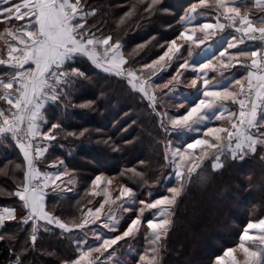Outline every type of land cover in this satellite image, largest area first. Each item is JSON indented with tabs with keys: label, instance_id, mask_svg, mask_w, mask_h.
I'll return each mask as SVG.
<instances>
[{
	"label": "snow or ice",
	"instance_id": "6c2138e0",
	"mask_svg": "<svg viewBox=\"0 0 264 264\" xmlns=\"http://www.w3.org/2000/svg\"><path fill=\"white\" fill-rule=\"evenodd\" d=\"M158 3L159 0H152L146 10L155 8ZM257 3L264 8V0H257ZM211 6L220 11L226 23H220L217 19L216 23H200L191 28L184 27V30L167 44L166 50L156 60L143 66L151 69L152 75H157L158 70L165 71L171 64L182 59L180 53L184 44L189 45L188 55L191 57V44L204 45L205 40L209 36H214L216 31L231 27L240 34L232 36L226 42V47L219 51L218 56L214 55L216 62L211 58L198 65H194L192 61L190 63L189 60L179 63L172 81L165 84L164 88L173 91L175 86L181 83L178 77L183 76L185 71H190L195 75L191 78L189 86L197 90L200 98L182 115L173 118L164 111L157 112L155 96L148 94L145 84L137 77L136 70L131 67L125 68L128 61L121 54V43L112 35L97 36L96 31L87 26L86 17L94 14L95 10L89 12L84 0H0V22L8 25L3 33H0V39L10 38L5 39L7 56L6 59H0V65H6L11 70L4 73L5 78H0V100L6 101L8 105L7 108L0 107V138H13L23 155L26 170L21 182L22 186L10 195L18 197L23 208L27 210L28 214L20 223L26 225L29 221H33L31 237L33 241L36 240L38 221L55 224L61 230L71 231L66 224L46 210V198L50 195L48 190L56 192L59 188L56 182L67 174V170L63 169L51 175L41 173L36 168V162L43 151L38 142L51 143L57 138L56 130L63 131L60 123H51L47 130H42V124L47 123L42 110H45L48 104H55L57 107L71 106V101L66 99L68 93L65 89L72 83L73 77L85 75L74 66L79 59L86 58L106 74H114L116 77L126 76V82L130 83L133 89L139 83L138 91L144 93L150 102L149 106L159 118V127L166 134L164 159H170L173 163L178 161L174 176L180 187H168L167 192L171 193V196L165 194L156 198L154 202L145 205L149 209L175 205L181 196L186 173L190 178L197 172L204 159L208 158V150H211L212 158L217 162L213 167L218 168L223 166L220 163L222 155L227 158L231 153L234 159L243 160L248 153L256 152L258 144L264 145V130H262L264 129V106H262L264 105V19H261L260 26H256L248 15L241 13L240 7L234 2L230 6L228 0H214V5H210L209 0H199V4H193L182 19L187 21L195 19V16L190 14L195 13L197 7ZM14 21L23 23L13 27ZM196 32L205 35L202 38L195 37ZM245 40L260 41L262 46L255 50L240 48L239 45L244 44ZM178 41H182L183 44ZM101 47H103L102 56L98 53ZM230 49L236 51L231 53ZM237 65L246 70V75L242 78L233 81L224 77L227 83L222 84L217 77L209 76V72H216L217 67L221 69L220 76H223L224 71L234 69ZM229 102L238 106L237 111L228 113L229 118L235 117V121L229 119L231 127L208 126V122L213 119L217 121L225 119L227 111L225 105ZM87 106L81 105V107ZM169 125L173 131L194 132L199 135L185 145H169L167 143ZM66 135L76 134L67 132ZM79 135L84 136L85 132L81 131ZM209 137L214 142H210ZM197 149L202 150L199 156L193 155ZM185 164L186 173L183 167ZM59 165L62 166L63 161H60ZM130 171L139 175L135 169ZM104 181L105 177L95 176L91 181L92 188H98ZM107 184L111 185L112 180L108 179ZM129 198L135 202L133 189L121 186L117 199L128 201ZM109 201L110 196L106 193L105 202ZM140 203L144 204V201ZM103 207L102 204L95 213L89 209L83 223L76 227L82 229L89 222L87 217H91L93 222L98 220ZM4 211L7 217L0 216V224L5 219H16L14 210L5 208ZM141 223V218L137 216L119 235L103 239L97 235L96 239H102V242L98 246L88 245L86 250L83 245L87 241H77L80 255L69 264H85V262L104 264L100 256L118 242L133 237ZM146 224L151 230V236L148 237L152 245L150 251L158 254L160 245L171 229L172 221L168 218H153L147 220ZM255 230L264 233V219L247 223L239 236L238 247L224 250L222 255L215 257L214 264H238L235 255L238 250L245 257L244 264H264V235L257 237L250 234ZM3 238L0 236V240ZM256 240H259V245L255 250L246 246L247 242ZM94 252L99 253L100 256L93 259ZM139 260L141 264H157L155 255L151 259L141 255Z\"/></svg>",
	"mask_w": 264,
	"mask_h": 264
},
{
	"label": "trees",
	"instance_id": "16d2710c",
	"mask_svg": "<svg viewBox=\"0 0 264 264\" xmlns=\"http://www.w3.org/2000/svg\"><path fill=\"white\" fill-rule=\"evenodd\" d=\"M84 2L95 10L86 20L87 26L97 36L112 35L121 43L128 65L139 67L166 50L182 29L183 10L199 0H159L149 10L146 9L152 0ZM90 65L84 58L74 65L85 75L76 77L65 90L71 106L48 104L42 111L47 121L42 124L43 130L51 123H60L63 131L56 130V140L37 162L41 160L39 166L54 172L66 169L70 173L66 177L72 175L77 188L64 196L51 193L46 198V210L67 225L72 224L71 218L85 204L88 194L84 190L97 174H120L116 180L122 186L134 190L142 185L143 189L153 190L171 173L163 147L157 143L163 136L148 102L123 77L102 73ZM3 67L0 65V78L11 71ZM2 103L0 100V107ZM85 104L88 106L81 107ZM81 131L84 136L79 135ZM67 132L76 135L67 136ZM5 139L11 152L0 144V203L16 210L21 201L10 193L22 186L26 168L18 147L10 142V137ZM227 156L217 169L211 164L213 160H205V165L186 181L181 196L171 206L172 226L159 247L160 264H211L214 257L239 242L249 220H258L264 214V164L258 162L256 154L243 160ZM105 162L110 167L103 166ZM175 181L174 178L172 183ZM141 195L142 191L140 198ZM251 207L258 215L250 212ZM23 214L25 211L21 210L17 220H8L0 232V236L7 232L14 235L12 239L0 240V264H60L76 257V247L68 233L55 226L45 230L36 222L33 241V221L22 226L19 220ZM20 246L27 249L22 256L18 252Z\"/></svg>",
	"mask_w": 264,
	"mask_h": 264
},
{
	"label": "rangeland",
	"instance_id": "374dc122",
	"mask_svg": "<svg viewBox=\"0 0 264 264\" xmlns=\"http://www.w3.org/2000/svg\"><path fill=\"white\" fill-rule=\"evenodd\" d=\"M228 2L230 4V6L234 2L236 6L240 7L241 13L248 15L249 18H252V20L256 24H258L257 22H258L259 18L264 16V12H262V10H264V8H262L257 3V0H228ZM84 3L86 4V2H84ZM193 4L198 5L199 2L193 3ZM209 4L214 5V0H209ZM192 5L187 7L182 12V16L180 17V21H182L181 31L184 30V27L191 28V27L196 26L200 23H213L214 22V15H215V18L223 19V16L220 13V11H218L214 6H211V7H197L196 12L190 14V15L195 16V19H192L190 21L183 20L182 18L185 16L186 13H188V11ZM85 7L88 9L89 12H91L93 10L87 5ZM92 15H94V14H92ZM92 15L87 16L86 20H88L90 17H92ZM223 21H224L223 23H226V21L224 19H223ZM22 23H23L22 21H14L12 26L18 27ZM6 27H8V25H5L4 23L0 22V33H3V31ZM194 35H195V37L202 38V37H204L205 34L201 33V32H196ZM232 36H239V34H237L233 28L228 27V28H225L223 31L216 32V34L214 36H209L205 40L204 45L197 46L195 43H192L191 44V47H192V56L191 57H189V55H188L189 45L184 44V46L181 49V53H180V55L182 56V59L171 64L167 68V70H165V71H159L158 70L157 75H152L151 69L143 68L144 65L150 64L152 61L147 63V64L140 65L139 67H138V65H133V66L131 65L130 66V65L126 64L125 68L131 67L132 69L136 70L137 76H140L143 78L148 94L155 96V98H156L157 112L164 111L167 113L168 116L175 118L176 116L182 115L189 106L196 103L197 100L200 98V94L197 92V90L193 89L189 86L191 78L195 75V73L190 72V71H185L183 76L178 77V79L181 81V83L176 85L175 89L173 91L170 92L169 89L164 88L165 84H168L170 81H172V77H173V75L176 74L179 63H182L183 60H189L190 63L192 61V63L194 65H198L201 63V61L204 60V58L206 57L205 55L207 53L209 55V59L213 58V62H216L215 56H218L219 51L223 50V48L226 47V42ZM5 39H10V38L5 37L3 39H0V59H6V56H7V46L5 43ZM178 43L183 44L182 41H178ZM248 43H258V42H247V41H245V43L242 45H239V47L245 48L248 45ZM257 45L256 46L251 45V46H254V48H258ZM206 47H208V48H206ZM102 48L103 47L99 48V50ZM235 51H236V49H230L229 50V52H235ZM121 54H122V52H121ZM84 59H86V58H84ZM224 59H225V61H227V57H225ZM206 61H207V59L204 60L203 62H206ZM88 62L91 64L90 65L91 67H94L95 69H97L98 71L103 73V71L96 68L90 61H88ZM1 66L7 67L6 65H1ZM231 70L234 72H238L237 67L234 69H231ZM220 72H221V69L219 67H217L216 72H209V76L210 77L215 76V77H217V79H219L222 82V84H226L227 80L224 81L225 79L222 78L223 76L222 77L220 76ZM225 72H227V71H224V73ZM108 75H114V74H108ZM83 77H79V78L81 79ZM1 78H5L4 75ZM118 78H122V77H118ZM75 79H76V77H73L72 81H74ZM125 81H127V78ZM72 84H74V82H72ZM127 84L132 88V85L130 83H127ZM172 84H175V82H172ZM69 85H71V84H69ZM139 87H140V85L139 86L136 85V88L135 89L132 88V89L139 92L138 91ZM171 87H172V85L170 84V88ZM140 94L144 97V99L150 105V102L147 99V97L144 95V93H140ZM2 107L3 108L8 107L6 101H4V103H2ZM225 109H227V111L225 112V119L223 121H217V120L213 119V120L208 122V126L230 128L231 125L229 123V119H231L232 121H235V117L229 118L228 113L232 112V111H237L238 106L232 105L229 102L228 104L225 105ZM217 111H219V110H217ZM43 117H44V115H43ZM156 117L158 120L157 126L159 127L160 121H159V118L157 115H156ZM48 127H50V126L48 125ZM159 129L161 130V134H162L161 136H163V138H161L162 141L161 140L157 141V143H160V146L163 147L162 150L165 151L164 144H165V135L166 134L160 127H159ZM262 130H264V129H262ZM119 135H117V136L120 137ZM198 135H199L198 133H194V132L173 131L171 129V126L169 125V131L167 133V137H168L167 143L169 145H185L186 143H188L191 140H193L194 138H196ZM208 139L210 140V142H214V141H212L211 137H209ZM10 142H13L12 139ZM7 143L8 142H6L5 138H0V144H3V147L7 148L9 150L8 152H11V149H9V146ZM38 143L40 146L46 145L47 149L49 148L50 145H52L51 143H44V142H38ZM13 144H15V143L13 142ZM208 151H209V156H208V158L204 159V161L205 160H210V161L213 160L211 164L212 165L216 164L217 162L212 158L211 150H208ZM201 154H202L201 149H197L193 152V155H196V156H199ZM255 154L258 155V158H259L258 162H261L262 164H264V145L258 144L256 152L254 154L248 153L247 155H255ZM228 155L231 156V153H229ZM227 158H228V156H227ZM227 158H225V156L222 155L220 163L222 164V162L226 161ZM40 161H38L36 164L38 165L37 166L38 170L41 173H47L49 175L56 173L54 171H51L50 169H47L46 166H39L41 164ZM165 161H166V166L170 170L171 173L166 175L163 178L164 181L160 185H158V187H156L153 190H150L149 188L143 189L142 185L136 187L133 190L135 193V198H134L135 202H132V198H129L128 201H125L123 199H117V197L119 196V191H120V188L122 185L119 183L118 180H116V178L120 174L116 175V176L114 175L112 177H109V175L104 173V172L97 174V175H101V176L105 177V181L96 189L92 188L91 181L88 183L86 190H84L85 194H88V198L85 201V204H83L81 209H79L77 216L74 218H71V223H72L71 225H67L66 223H64L67 225L68 228L71 229L70 232H68V231L67 232L64 231V232L68 233L67 234L68 239L71 242H73V246L76 247V248H74V251L77 252V255L72 260L77 259L80 255V250L77 248V241H81V240L87 241V243L85 245H83L85 250L87 249L88 245L98 246L99 243L102 242L103 238L114 237L116 235L121 234L124 230H126L128 225L130 224L131 220L136 218L137 216H139L142 220V223L138 226L139 230H138V232H136V234L133 237H129V238H126L125 240L118 242L117 245H114L113 248L109 249V251L104 253L103 256H100L99 253L94 252L92 254V258L94 259L96 256H100V259L104 261V264H141V261L139 260V257L141 255H146L149 259H151L155 255L157 264H160V257H161L160 252H158V254H154L153 252L150 251L152 245L150 244L148 237L151 236V230H149L147 228L146 221L149 219H153V218H168V219H170V216H171L170 212H171L172 207L170 206V207H162V208H158V209H149L145 205L148 203L154 202V200L156 198L162 197L165 194L171 196V193L167 192V188H168L167 186H169L170 184L172 185V187L173 186L180 187V185H178L179 184L178 182L175 181V183H172L174 181V178H175L174 177V171L176 168V163H178V161L176 163H173L170 159L165 160ZM204 161H203L201 167L203 165H205ZM207 162H209V161H207ZM108 165L109 164H106V162H105L103 166L108 168V167H110ZM186 166H187L186 164L183 166L185 169V173H186ZM218 168H220V167H218ZM197 171H198V169H197ZM68 174H70L69 171H67L66 175L62 176L63 179L56 182L59 185V188H57L56 192H54V193L59 194V196H61V195L64 196L66 194L76 192V190H77L76 185L74 186L73 176L71 175L70 177L69 176L66 177ZM108 179L112 180L111 185L107 184ZM188 180H189V177L187 176V173H186L184 185H185L186 181H188ZM69 181H71V182H69ZM70 184L73 185V188L71 187V189H68V187L71 186ZM169 187H171V186H169ZM48 191L50 194L53 193V192H51V189H49ZM141 191L143 192V195H141V198H140ZM106 193L109 194V196H110V201L108 203L105 202ZM140 201H144V204H141ZM102 204L104 205V207L101 211L100 218L98 220L93 222L91 217H87L89 222L87 224H85L82 229L76 227L77 225L83 223L84 219L87 216L89 209H91V211L93 213H95L96 209L100 208V206ZM141 209H143L142 212H141ZM21 210L25 211V213L27 211L26 209L23 208L22 202H21L20 209H16V210L14 209V214L16 215V220H17V215H18V213L19 214L21 213ZM254 210H255V208L251 207L250 212L251 213L256 212L258 215V211H254ZM161 213H164L165 215L161 216L160 215ZM23 215H25V214H23ZM23 215H21V216L23 217ZM259 219H264V214H261ZM259 219L255 220V218H253V220H249V222H258ZM7 221L8 220H5L2 224H6ZM61 222L63 223L64 221L61 220ZM40 224L39 225L41 226L40 227L41 229L42 228L43 229H49L50 227H54V226L57 227L55 224H47L45 221L41 222ZM105 225H107V227H105ZM1 228H3V227H0V232L2 230ZM57 228H59V227H57ZM113 228L115 230H113ZM7 233H9V234H7ZM7 233H3V237L10 239L9 237L14 236L10 232H7ZM97 235H99L102 239L97 240L96 239ZM253 235H256V233H254ZM238 244H239V242L233 247H238ZM258 245H259V240L250 241V242H247V244H246V246L252 248L253 250H255V247ZM161 249H162V246H161ZM25 251H27L25 246H24V248H21V246H20V248H18V252H19L20 256H22V254H24ZM110 253H111V255H110ZM222 253L220 255H222ZM235 255L237 257L238 264H244L245 257L243 255V253L238 250L235 253ZM214 259H215V257L212 259L211 264H214ZM72 260H69V261L64 260L60 264H69V262ZM85 264H86V262H85Z\"/></svg>",
	"mask_w": 264,
	"mask_h": 264
},
{
	"label": "crops",
	"instance_id": "0c3cea01",
	"mask_svg": "<svg viewBox=\"0 0 264 264\" xmlns=\"http://www.w3.org/2000/svg\"><path fill=\"white\" fill-rule=\"evenodd\" d=\"M262 12H264V10H262ZM217 19H219V18H215V15H214V22L213 23H216L217 22ZM250 19H252V18H250ZM261 19H264V16H262L261 18H259V20H258V24H256V23H254L256 26H260V21H261ZM219 22L220 23H223L224 21H223V19H219ZM216 32H220V31H216ZM258 44V45H257ZM251 45H257V47L258 48H260L261 46H262V42H259V43H248V45L244 48V49H247V50H255V49H257V48H254V46H251ZM231 53H234V52H231ZM206 57L204 58V60H208L209 59V55H208V53L205 55ZM203 60V61H204ZM203 61H201V63L203 62ZM237 68H238V72H234V71H232V70H229V71H227V72H225V73H223V79H224V77H228L229 79H231V80H235L236 78H242L243 77V75H246V70L245 69H243V68H241L239 65H237ZM102 71V70H101ZM224 81H226V80H224ZM262 106H264V105H262ZM43 111V110H42ZM43 130V129H42ZM17 146V145H16ZM41 149H43V151L41 152V155H40V157L39 158H41L42 156H44V155H46V151L48 150L47 149V147H46V145L45 146H39ZM19 149V148H18ZM20 151V150H19ZM21 153V152H20ZM21 155H22V153H21ZM22 157H23V155H22ZM36 168L38 169V167H37V165H36ZM214 168V167H213ZM215 169H217V168H215ZM28 213H27V211H26V213H25V215H27ZM15 215V214H14ZM24 215V216H25ZM22 218V217H21ZM20 221V220H19ZM41 222H43V221H38V223L37 224H40ZM41 225V224H40ZM5 226V224H0V227H4ZM2 229V228H1ZM67 232V231H66ZM254 233H256V235H257V237H259V236H262V235H264V233H260L259 231H257V230H255V231H253V232H251L250 234H254ZM255 235V236H256ZM247 244V243H246ZM10 264V263H9ZM11 264H16V262L14 263V262H12Z\"/></svg>",
	"mask_w": 264,
	"mask_h": 264
},
{
	"label": "built area",
	"instance_id": "2783aa9c",
	"mask_svg": "<svg viewBox=\"0 0 264 264\" xmlns=\"http://www.w3.org/2000/svg\"><path fill=\"white\" fill-rule=\"evenodd\" d=\"M237 34H239V33H237ZM240 35V34H239ZM245 41H247V42H260V41H249V40H245ZM98 53L102 56L103 55V48L102 49H98ZM139 79H140V81L142 82V83H144L145 84V82H144V80H143V78L142 77H140V76H137ZM125 80H126V76L125 77H123ZM137 85L139 86L140 84L139 83H137ZM11 138V137H10ZM12 139V141L15 143V145H17V143H16V141L13 139V138H11ZM39 144V143H38ZM40 146V145H39ZM5 208H8L9 210H14V208H13V206H11V205H9V204H5V203H0V216H3V217H7V213L4 211V209ZM26 216V215H25ZM24 217V216H23ZM23 217L22 218H20V221L23 219ZM5 220H7V219H5ZM4 220V221H5ZM21 224V223H20ZM22 226H24L23 224H22Z\"/></svg>",
	"mask_w": 264,
	"mask_h": 264
}]
</instances>
